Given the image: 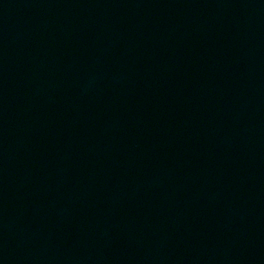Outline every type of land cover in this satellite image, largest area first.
Instances as JSON below:
<instances>
[{
    "label": "water",
    "instance_id": "water-1",
    "mask_svg": "<svg viewBox=\"0 0 264 264\" xmlns=\"http://www.w3.org/2000/svg\"><path fill=\"white\" fill-rule=\"evenodd\" d=\"M0 264H264V0H0Z\"/></svg>",
    "mask_w": 264,
    "mask_h": 264
}]
</instances>
